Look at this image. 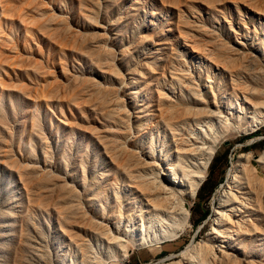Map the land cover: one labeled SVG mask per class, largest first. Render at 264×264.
I'll return each mask as SVG.
<instances>
[{"label": "rangeland", "instance_id": "1", "mask_svg": "<svg viewBox=\"0 0 264 264\" xmlns=\"http://www.w3.org/2000/svg\"><path fill=\"white\" fill-rule=\"evenodd\" d=\"M260 9L264 0H0V264H77L73 194L82 215L116 191L132 197L120 148L142 150L145 122L170 89L180 97L178 82L225 83L214 58L246 30L262 37ZM263 151L264 124L230 134L180 236L105 263L167 264L205 243L233 164ZM244 215L231 257L211 264H264V203Z\"/></svg>", "mask_w": 264, "mask_h": 264}, {"label": "bare ground", "instance_id": "2", "mask_svg": "<svg viewBox=\"0 0 264 264\" xmlns=\"http://www.w3.org/2000/svg\"><path fill=\"white\" fill-rule=\"evenodd\" d=\"M260 13L264 17V10ZM257 36V31L246 30L235 46L214 58L228 79L225 83L215 86L211 77L178 82L180 97L170 89L163 113L154 124L145 122L142 150L120 148L123 157L133 160L122 165L124 192L132 197L124 200L123 192L116 191L107 208L82 215L78 194H73L71 208L80 217L77 227L82 232L70 240L77 264L122 260L133 249L177 239L189 225L191 202L218 144L233 132L254 131L264 124V33ZM259 203H264V151L254 159L250 154L237 158L208 239L167 264H211L231 257L227 243L246 224V209Z\"/></svg>", "mask_w": 264, "mask_h": 264}, {"label": "trees", "instance_id": "3", "mask_svg": "<svg viewBox=\"0 0 264 264\" xmlns=\"http://www.w3.org/2000/svg\"><path fill=\"white\" fill-rule=\"evenodd\" d=\"M203 217V216H202Z\"/></svg>", "mask_w": 264, "mask_h": 264}]
</instances>
